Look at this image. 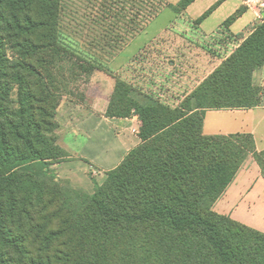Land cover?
<instances>
[{"label": "trees", "instance_id": "trees-1", "mask_svg": "<svg viewBox=\"0 0 264 264\" xmlns=\"http://www.w3.org/2000/svg\"><path fill=\"white\" fill-rule=\"evenodd\" d=\"M65 14L63 0H0V264H264V232L212 209L247 156L264 178V150L249 132H202L207 110L261 105L264 19L177 106L116 78L104 116L136 115L140 142L89 193L51 174L66 155L57 109L77 71L126 41V22L75 40Z\"/></svg>", "mask_w": 264, "mask_h": 264}, {"label": "rangeland", "instance_id": "rangeland-1", "mask_svg": "<svg viewBox=\"0 0 264 264\" xmlns=\"http://www.w3.org/2000/svg\"><path fill=\"white\" fill-rule=\"evenodd\" d=\"M168 1L175 2L177 0ZM232 2L230 0L213 11L207 17L205 26L212 27L227 17L231 13ZM166 3L165 0H63L66 12L63 17L66 30L64 32L75 40H85L87 36L94 38L97 33L92 32V29L96 28L95 24L99 25V23L110 22L122 26V23L127 21L125 31L135 28L130 23L135 20L134 16L138 13L141 15L140 19L142 20L144 17L146 23L141 24L143 29L141 28V31L132 40L127 39L120 47L121 49L127 43L138 40L137 43H132L129 46L128 51L135 50L136 44H138V49L124 63L117 64L116 62L117 55L122 51L118 47L112 55L107 54L108 58L105 57L102 61L101 69H93L89 74L77 71L76 76L70 81L68 91L62 96L56 114L59 125L55 134L57 144L66 151V155L62 159L50 162L51 174L57 179L56 181L62 182V185L92 193L94 182L102 184L106 178V172L117 165L113 166L111 163L98 165L80 157L83 147H86L85 155L98 156L93 150L95 140L104 137L103 130L106 131L110 128L111 122L104 121L105 123L109 122L107 126H104V123L97 124L89 121L83 123V119L85 113L92 109L93 100L97 97L99 102L101 100L103 102V99L106 98V106L103 108L105 112L111 102L116 78L124 80L147 95H154V92L160 98L163 95L162 101H165V104L170 107H174L170 105L172 104L171 99L165 97L166 93L168 94L169 91L172 96H175L176 92L183 94L187 89H191L195 85L198 86L219 65L215 57H222L221 54H225L224 46L229 44L228 47H234L230 44L228 35L224 33L204 34L198 30L197 19L205 11L204 7L208 0L198 1L187 12L180 8L177 2L172 6H166ZM239 9V13H241L243 8ZM106 12L109 15H106ZM245 14L249 15V13ZM186 17H194L195 21L165 26L170 20L175 22L176 19ZM85 27L89 30L87 31ZM163 27H167L168 30L171 28L174 31H168L166 34L161 29ZM98 32L103 33L100 29ZM112 35L115 34L112 33ZM124 48L125 46L122 49ZM175 58L178 59V64L170 66L169 60H175ZM208 58L213 61L210 65L207 64ZM260 68L255 71L256 74L253 78L254 84L258 83L257 85L262 83V75L258 73ZM183 86H185L183 92L177 91ZM95 108L100 109L101 103H98ZM260 121L261 118L257 117L253 123L258 125ZM263 123L264 121L260 126ZM138 124H140L139 120ZM137 131L136 129V133ZM86 135L91 138L90 142ZM120 153V150L115 152V159ZM102 154L105 155L104 152ZM80 160L87 163L84 165L85 170L76 166V163H71V167L67 165L69 161ZM68 168L70 169L67 170ZM69 171H71V178L64 176ZM85 183L90 186L89 190L83 187Z\"/></svg>", "mask_w": 264, "mask_h": 264}, {"label": "crops", "instance_id": "crops-1", "mask_svg": "<svg viewBox=\"0 0 264 264\" xmlns=\"http://www.w3.org/2000/svg\"><path fill=\"white\" fill-rule=\"evenodd\" d=\"M166 6L173 5L174 3H178L180 0L175 2H171L168 0ZM198 1L201 0H193L189 5H187L184 10L186 12L188 9L195 5ZM218 0H208L207 5L204 7L205 10L211 7L215 2ZM230 0H223L213 11L220 8L223 4H226ZM232 2V9L231 13L228 15L230 16L232 13L236 12L240 7L243 8V11L228 25L224 23L226 20L225 17L216 25L205 26V21L207 17L198 23V30L202 31L204 34H215L217 32L224 33L228 35V39L231 41V45L234 47H228L229 44H226L224 47L226 49L225 54H221L222 57H215V60H218L217 64H220L222 60H224L245 38L251 31L255 24H259L264 19V8L260 7V4L263 0H231ZM165 6V7H166ZM212 11V12H213ZM211 12V13H212ZM245 13H249L246 15ZM211 15V14H210ZM209 15V16H210ZM199 16V15H198ZM129 18V17H127ZM135 20H132V24L135 28L126 29V41L127 39L132 40L134 36H136L141 31V24H145L146 20L142 21L140 24V14L138 13L134 16ZM151 20V19H150ZM150 20H147L148 22ZM195 21L194 17H186L176 19L175 22L170 20L165 26H171L173 23L182 24L186 22ZM127 22V21H126ZM137 22V23H136ZM139 22V23H138ZM136 24V25H135ZM127 24L125 25V27ZM143 29V28H142ZM163 31H174L171 28L168 30L167 27L161 28ZM159 29V30H161ZM135 34V35H134ZM243 37V38H242ZM125 41V42H126ZM138 40H134L131 43H127L124 49L117 55V64L124 63L127 58L133 55L136 50L138 49V44H136L135 50L128 51L129 46L132 43H137ZM124 42V43H125ZM129 42V41H128ZM123 43V44H124ZM122 44V45H123ZM119 50V51H120ZM212 60L208 58L207 64H212ZM170 66H174L178 64V59L169 60ZM261 76V80L263 81L264 78V65L260 68L259 72ZM256 72L253 74V78ZM254 82V80H253ZM258 84V83H257ZM256 84V85H257ZM197 85L193 86L191 89H187V91L183 94L176 92L175 96H172L169 91L168 94L166 93L167 98L171 99V106H175L179 104L185 96H187ZM134 87V86H132ZM185 86L177 91H184ZM138 92H141L137 89ZM142 93V92H141ZM151 95L154 98H158L159 101L162 103H166L162 101L159 95L155 94ZM145 94V93H142ZM147 95V94H146ZM150 95V94H149ZM106 98L103 99V102H99L98 97L93 100L92 109L85 113V117L83 119V123L85 121H89L90 123H104V126L109 124L110 128L103 130L104 137H101L100 140H95V148L94 153L98 154L96 157L93 155L92 157L85 155L86 147L81 150V158H86L90 162H94L95 164H104V163H111V165L115 166L118 162L122 159L124 154L131 149L132 147L136 146L139 141V137L136 133V129H138V119L136 115H133L128 118H108L104 116L103 108L106 106L105 104ZM98 103H101V108L96 109ZM169 103V102H167ZM175 103V104H174ZM95 106V107H93ZM261 118V121L258 125L253 123L255 119ZM253 118V120H252ZM264 121V98L261 102V105L249 108V109H210L205 112V116L203 118L202 124V132L206 135H214V134H231L236 132H249L253 135L256 143V147L258 150H264V123L262 126L260 124ZM109 133V134H108ZM89 142L91 138L86 135ZM93 137V136H92ZM71 147V145H69ZM69 151L70 148L68 147ZM121 151L120 155L115 159V152ZM68 151V152H69ZM104 152V156L103 153ZM71 154V152H69ZM84 160V159H83ZM76 161V162H67V165L71 167V163H76V166L82 167L85 170V166L87 163L84 161ZM82 164V165H80ZM68 168L67 170H69ZM65 177L71 178V171L64 174ZM86 189L89 190L87 183L83 185ZM213 211L216 213L226 215L231 217L232 219L248 225L258 231L264 232V178L261 176L260 169L253 159L251 155L247 156V158L243 161L240 168L238 169L237 173L235 174L234 178L231 180L229 185L226 187L225 191L221 194V196L215 201L212 206Z\"/></svg>", "mask_w": 264, "mask_h": 264}, {"label": "built area", "instance_id": "built-area-1", "mask_svg": "<svg viewBox=\"0 0 264 264\" xmlns=\"http://www.w3.org/2000/svg\"><path fill=\"white\" fill-rule=\"evenodd\" d=\"M261 8H264V0L262 1V3L260 4Z\"/></svg>", "mask_w": 264, "mask_h": 264}]
</instances>
